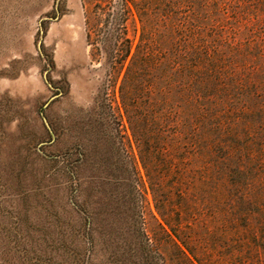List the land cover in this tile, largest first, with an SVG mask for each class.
<instances>
[{
  "label": "rangeland",
  "instance_id": "374dc122",
  "mask_svg": "<svg viewBox=\"0 0 264 264\" xmlns=\"http://www.w3.org/2000/svg\"><path fill=\"white\" fill-rule=\"evenodd\" d=\"M219 1L227 175L214 147L185 234L205 264H264V0ZM102 81L82 0H0V264H170L150 194L94 137Z\"/></svg>",
  "mask_w": 264,
  "mask_h": 264
},
{
  "label": "trees",
  "instance_id": "16d2710c",
  "mask_svg": "<svg viewBox=\"0 0 264 264\" xmlns=\"http://www.w3.org/2000/svg\"><path fill=\"white\" fill-rule=\"evenodd\" d=\"M82 2L86 45L103 71L87 113L94 137L124 158L132 192L143 201L150 194L156 215L148 214L165 237V261L205 264L185 232L196 204L194 174L209 168L214 147L219 175H227L223 107L234 83L223 66L227 40L213 31L223 2ZM142 223L148 240L153 232Z\"/></svg>",
  "mask_w": 264,
  "mask_h": 264
}]
</instances>
